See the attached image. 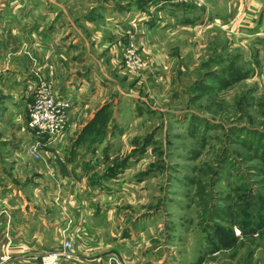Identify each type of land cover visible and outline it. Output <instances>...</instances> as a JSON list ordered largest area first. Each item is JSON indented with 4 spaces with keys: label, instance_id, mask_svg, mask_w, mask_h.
Here are the masks:
<instances>
[{
    "label": "rangeland",
    "instance_id": "rangeland-1",
    "mask_svg": "<svg viewBox=\"0 0 264 264\" xmlns=\"http://www.w3.org/2000/svg\"><path fill=\"white\" fill-rule=\"evenodd\" d=\"M108 1L48 3L50 10L65 11L63 21L70 23L74 17L93 21L99 11V18H109L115 8ZM173 4L183 15L210 11L205 0L200 9ZM204 26L198 25L202 38L178 32L168 38L174 42L143 47L137 28L109 34V43L119 45L110 46L114 64L96 77L106 87L108 113H97L68 146L81 171L66 177V185L85 184L78 198L87 214L108 217L107 227L120 232L106 246L113 253L104 257L107 264H264V35L234 42L228 33L211 32L212 23ZM30 134H23L28 143ZM0 135L24 139L17 128L0 127ZM19 147H1L2 185L24 186L29 178L14 170L38 166L30 153L32 159L12 156ZM64 213L73 219L72 207ZM76 250L61 264L77 262ZM5 251L0 257L9 264V245Z\"/></svg>",
    "mask_w": 264,
    "mask_h": 264
},
{
    "label": "crops",
    "instance_id": "crops-1",
    "mask_svg": "<svg viewBox=\"0 0 264 264\" xmlns=\"http://www.w3.org/2000/svg\"><path fill=\"white\" fill-rule=\"evenodd\" d=\"M143 1L146 3L139 7ZM205 1L210 11L194 15L185 10L189 14L183 15L177 7H169L174 4L167 0H111L106 6L115 8L114 16L109 11L105 13L109 18H99L103 13L99 11L100 16L93 21L74 17L64 23L66 12L54 6L50 10L48 0H0V127L20 129L22 135L31 133L26 104L41 81L50 82L55 95L76 105L63 140L44 147L42 160L34 161L38 166L14 170L26 174L28 183L2 185L0 181V251L10 246L13 258L9 264H41L40 257L57 249L64 237L71 239L74 247L76 244L78 256L77 262L64 264H107L104 257L113 256L106 246L111 237L119 236V230L107 227L108 217L95 219L87 214L86 205H82L86 202L78 198L85 184L66 185V177L74 179L81 171L68 146L77 142L80 128L92 125L97 113L109 105L106 87L98 85L96 79L99 69L106 72L112 68L113 53L119 47L109 43V34L119 36L125 29L137 28L136 41L139 39L142 47L145 42L157 44L159 39L174 42L176 38H168L178 32L202 38L198 25L206 28L208 23L214 25L211 32L228 33L234 42L264 35V0ZM90 10L94 13L95 8ZM126 42L124 37L121 47ZM84 114L89 118H82ZM32 135L29 143L24 135L21 142L0 135V160L7 145L18 143L20 147L12 156L21 160L22 153L29 156ZM66 190L73 193L68 200ZM66 205L72 207L73 219L66 218ZM120 243L121 237L112 249L119 248Z\"/></svg>",
    "mask_w": 264,
    "mask_h": 264
},
{
    "label": "built area",
    "instance_id": "built-area-1",
    "mask_svg": "<svg viewBox=\"0 0 264 264\" xmlns=\"http://www.w3.org/2000/svg\"><path fill=\"white\" fill-rule=\"evenodd\" d=\"M170 1L192 6L196 9H200L205 5L204 0ZM26 109L29 117L28 129L36 140L33 145L28 147L27 152L34 155L37 160H41V148H48L54 142L63 140L74 105L68 99L57 97L50 83L42 82L34 89L33 100L28 102ZM74 252L72 240L64 237L58 249L44 254L41 263L61 264L62 260L72 259ZM8 260L7 257H0V264H6Z\"/></svg>",
    "mask_w": 264,
    "mask_h": 264
},
{
    "label": "trees",
    "instance_id": "trees-1",
    "mask_svg": "<svg viewBox=\"0 0 264 264\" xmlns=\"http://www.w3.org/2000/svg\"><path fill=\"white\" fill-rule=\"evenodd\" d=\"M106 113H108L107 107H105L104 110H102V111L99 112L98 114H99V116L101 117V115L106 114ZM108 120H109V119L106 118V121H108ZM98 121H99V119H98ZM90 126H91V125H90ZM90 126H89V127H90ZM97 140H99V138L96 139L95 141H97Z\"/></svg>",
    "mask_w": 264,
    "mask_h": 264
}]
</instances>
